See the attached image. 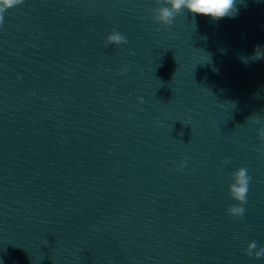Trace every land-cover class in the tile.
I'll return each mask as SVG.
<instances>
[{
	"label": "clouds",
	"instance_id": "9594fccd",
	"mask_svg": "<svg viewBox=\"0 0 264 264\" xmlns=\"http://www.w3.org/2000/svg\"><path fill=\"white\" fill-rule=\"evenodd\" d=\"M24 0H0V27L4 24L5 12L15 6L21 5ZM237 0H156L158 7L154 8L152 15L153 24L160 27L154 28V31H160L162 28H169L174 19L183 14H193L210 18L213 22L219 21L225 17H235L238 14L236 7ZM126 37L119 32L113 31L106 38L108 45H121L126 43ZM252 60H264V47L256 46L253 49L251 56ZM138 99L143 102L142 97ZM254 122H259L258 120ZM259 136L264 138V127L260 128ZM231 183L228 185V193L230 198L236 204L228 207L227 214L236 218H243L246 208L244 205L247 203V195L249 192V184L251 177L246 167H239L230 175ZM257 249V243L252 241L248 243L245 254L249 257L255 256L259 259L264 257V247Z\"/></svg>",
	"mask_w": 264,
	"mask_h": 264
},
{
	"label": "water",
	"instance_id": "95a60500",
	"mask_svg": "<svg viewBox=\"0 0 264 264\" xmlns=\"http://www.w3.org/2000/svg\"><path fill=\"white\" fill-rule=\"evenodd\" d=\"M0 264H13L0 215Z\"/></svg>",
	"mask_w": 264,
	"mask_h": 264
}]
</instances>
